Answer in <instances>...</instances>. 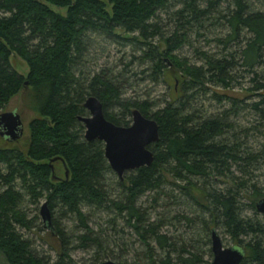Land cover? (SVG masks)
<instances>
[{
	"label": "trees",
	"instance_id": "16d2710c",
	"mask_svg": "<svg viewBox=\"0 0 264 264\" xmlns=\"http://www.w3.org/2000/svg\"><path fill=\"white\" fill-rule=\"evenodd\" d=\"M217 28L224 32L216 34ZM88 33L134 44L149 63L141 73L152 81L173 67L171 100L155 106L148 98L126 97L120 74L90 73L84 67ZM192 36L215 49L196 48L193 62L179 56ZM14 57L26 64L25 75L13 67ZM23 88L38 113L28 124L26 150L0 146V253L7 264L49 263L18 231L28 229L30 220L19 207L24 194L15 182L32 202L44 198L50 210L59 206L61 218H75L74 245L51 217L50 233L64 257L73 247H95L90 264L105 258L118 264H210L204 255L211 249L203 246L211 228L221 227L245 251L239 264H264V223L253 218L255 202L264 197L256 173L264 164V10L249 0H0V110ZM88 96L98 98L104 116L117 125H129L133 109L158 125V140L149 146L151 165L117 177L115 189L107 183L113 171L103 142L83 137L78 117L87 115ZM54 157L68 170L60 181L52 179ZM148 193L153 195L145 207L139 199ZM177 197L184 212L170 220L151 217L148 209L160 199L171 200L162 205L167 208L179 204ZM85 208L108 215L107 225L119 218L133 230L139 247L129 263L123 252L109 249L105 228L96 222L94 229ZM171 221L195 225L193 235L205 234V243L168 235L163 227Z\"/></svg>",
	"mask_w": 264,
	"mask_h": 264
},
{
	"label": "rangeland",
	"instance_id": "374dc122",
	"mask_svg": "<svg viewBox=\"0 0 264 264\" xmlns=\"http://www.w3.org/2000/svg\"><path fill=\"white\" fill-rule=\"evenodd\" d=\"M252 6L255 9L264 10V4L261 3V0H249ZM55 10L62 9L53 7ZM194 31L196 32L195 28ZM202 32V30H200ZM212 33H223L224 29L217 28L214 30L211 29ZM89 38V48H88V62L86 63L85 68L91 73L95 71H99L100 69H104L109 71L111 74H120V80L124 81V96L126 97H138V98H148L150 101L155 102V106L163 104L165 101H170L171 98L174 96V88L173 85L176 83L177 80L174 81L173 75L175 74L173 67L167 71L169 72L166 76H163L158 81H152L149 77L148 72L141 73L142 69L145 67L147 68L149 63L142 61L140 59V51H135L134 44H128L123 41L113 42L110 41L100 35L97 34H87ZM191 40V44H185L178 50L177 54L181 57H186L190 62L195 61V49H203L209 50L212 48V43L204 42L201 38H196V36H192L189 38ZM215 49V47L213 46ZM212 48V49H213ZM11 63L14 68L17 69L23 75L27 72V67L24 61L21 59L14 57L11 59ZM148 69V68H147ZM29 94V88H23L16 96H14L8 103V105L0 110H15L19 113L23 125L24 130L21 138L18 141L13 142L15 146L22 149L23 151L26 150L27 141L29 138V131H28V124L31 119L38 117V113L32 108L31 99ZM208 102L205 101L204 106L208 107ZM156 107H153L155 109ZM209 108V107H208ZM210 109H212L210 107ZM87 114V113H86ZM244 117V114L242 115ZM131 118V117H130ZM247 118V117H246ZM241 119V118H240ZM241 123L244 125L246 121L244 119L240 120ZM264 142V139H262ZM6 142L2 140L0 137V146H5ZM56 165V175L59 177H63V166L60 162L55 163ZM258 174V186L264 192V164L260 167L259 170L256 171ZM117 175L113 172L107 175V183L109 180L112 184H110L113 189H115L114 180H116ZM53 179V178H52ZM54 180V179H53ZM169 181L172 179L169 177ZM56 181V180H54ZM17 185L15 187L20 190L23 195L22 201L19 207L25 212L27 218L30 220V227L28 229L17 227L18 231L26 238H28L32 242L33 248L36 250L38 255L46 257L48 259V264H55L60 260L61 264H90L93 261L94 253L97 251L95 247L83 249L81 247H73L69 249L68 255L69 257H64L62 255L63 248L60 245V242L57 238L51 235L50 230L43 225L42 218L40 215V206L45 201L44 198H40L37 203H34L30 200V198L25 195L24 190L21 188L20 184L15 182ZM170 186H166L164 188L166 193H171ZM152 193H148L140 197L139 201L142 202V205L145 207H149L151 203V196ZM241 202L247 203L248 199L243 197L240 199ZM171 200L167 199H160L156 205V208L150 207L148 212L150 213L151 217H165L166 219L170 220L172 214L187 209L185 205L181 202V200L177 197V202L179 204L172 205L171 207H163L167 202ZM59 206L57 205L55 209L50 210V216L53 219L61 222L62 227L65 228L66 233L70 236L72 243L75 245V235L77 232V222L74 217L68 215L67 217H60V210ZM244 213L248 216L253 215V212L250 209L244 207ZM85 213H89L92 215L90 217V225L96 229L95 223H101L102 228L104 230V237L109 241V249L115 251V253L120 255V252H123L122 259H127V263L131 260V254L134 250H137L139 247V241L137 240L136 235L134 234L133 230L127 227L121 219H117L115 226L106 224L107 216L105 213L95 212L92 213L93 209L85 208ZM91 211V212H90ZM256 217V218H255ZM254 219L258 220L259 222L264 223V214L258 213ZM194 227H196L194 225ZM194 227L192 229H188L185 226L184 222H175L171 221L170 224H166L163 227V231H166L168 235L179 238L185 243L193 242L197 237L200 238V241L204 244L206 241V235H193L195 234ZM121 230V231H120ZM117 231V232H116ZM217 231L222 239L224 246H232L234 244L231 237L223 232L221 227H217ZM200 234V233H199ZM209 243L204 245L203 248L207 249L210 248V235H209ZM192 239V240H191ZM247 239V238H245ZM180 243L177 242V246ZM202 248V249H203ZM113 260L115 262H119L118 259L113 258H105L101 259L98 262L100 263L103 260ZM204 259L211 261L212 253L208 252L205 253ZM0 264H7L6 260L4 259L3 255L0 253Z\"/></svg>",
	"mask_w": 264,
	"mask_h": 264
},
{
	"label": "water",
	"instance_id": "95a60500",
	"mask_svg": "<svg viewBox=\"0 0 264 264\" xmlns=\"http://www.w3.org/2000/svg\"><path fill=\"white\" fill-rule=\"evenodd\" d=\"M83 107L87 110V115L79 116L78 119L84 125V139L103 142L107 163L120 180L127 171L151 165L153 152L149 146L158 140V125L154 119L146 117L138 109H133L129 125H117L104 116L102 103L95 96H88L83 102ZM23 130L24 125L19 113L15 110L0 112L2 139L11 143L16 142L21 138ZM67 176L66 168L65 177ZM255 209L258 213L264 214V197L255 202ZM40 215L43 225L53 231L50 209L46 201L40 206ZM210 249L212 253L210 264H239L245 255L244 249L238 244L224 246L216 228L210 230ZM99 264L118 263L107 259Z\"/></svg>",
	"mask_w": 264,
	"mask_h": 264
},
{
	"label": "flooded vegetation",
	"instance_id": "af4514ba",
	"mask_svg": "<svg viewBox=\"0 0 264 264\" xmlns=\"http://www.w3.org/2000/svg\"><path fill=\"white\" fill-rule=\"evenodd\" d=\"M2 140H4V139H2ZM4 142H6V143H11V142H8V141H6V140H4ZM55 159L54 160H52L51 161V167H52V169H53V174H52V178L54 179V180H56V181H60V180H62V177H59L58 175H56V165H55V163H57V162H60L61 164H62V166H63V169H64V172H63V176L65 177V170H66V166H65V164H64V162L60 159V158H57V157H54ZM235 244V243H234Z\"/></svg>",
	"mask_w": 264,
	"mask_h": 264
}]
</instances>
